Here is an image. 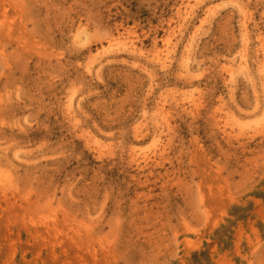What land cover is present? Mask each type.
Masks as SVG:
<instances>
[{
  "label": "rangeland",
  "instance_id": "rangeland-1",
  "mask_svg": "<svg viewBox=\"0 0 264 264\" xmlns=\"http://www.w3.org/2000/svg\"><path fill=\"white\" fill-rule=\"evenodd\" d=\"M0 264H264V0H0Z\"/></svg>",
  "mask_w": 264,
  "mask_h": 264
}]
</instances>
